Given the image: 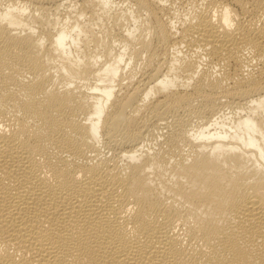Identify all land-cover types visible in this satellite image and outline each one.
<instances>
[{
	"label": "bare ground",
	"instance_id": "obj_1",
	"mask_svg": "<svg viewBox=\"0 0 264 264\" xmlns=\"http://www.w3.org/2000/svg\"><path fill=\"white\" fill-rule=\"evenodd\" d=\"M0 264H264V0H0Z\"/></svg>",
	"mask_w": 264,
	"mask_h": 264
}]
</instances>
